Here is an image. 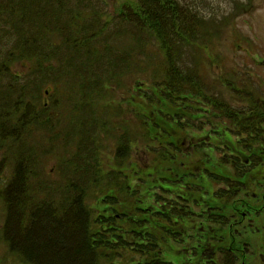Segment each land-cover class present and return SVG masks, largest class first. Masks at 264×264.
Returning <instances> with one entry per match:
<instances>
[{
	"label": "rangeland",
	"instance_id": "374dc122",
	"mask_svg": "<svg viewBox=\"0 0 264 264\" xmlns=\"http://www.w3.org/2000/svg\"><path fill=\"white\" fill-rule=\"evenodd\" d=\"M174 2L178 7L200 16L202 20L213 22L212 41L211 39L207 41L209 48L202 52L196 44L188 42L182 44L180 52H177L184 66L181 68L184 71L183 76H190L194 83L192 86L197 88V84H200L202 88L229 102L237 110H248L247 92L263 100L264 0H174ZM115 6L116 0H57V3L56 0H29V8L31 10L34 8L33 12H36L33 14L34 17L24 20L23 30L13 24L5 26L1 21L0 102L3 103L1 104L4 110L8 107V100L15 99L20 92L25 96L29 112L38 111L45 103H48L50 110H47V116L42 124L30 123L33 129L25 126L21 131L14 130L16 135H12L13 137L7 135L5 131L0 132V166L5 163L3 170L0 169V177L6 178V191L14 190L15 186H18L13 181L18 163L14 159L18 157V152L22 155L27 154L30 172L35 168L28 180L30 194L37 199L41 198L42 201L58 205L61 210L75 195L74 190L70 192V187L64 188L66 184L70 185V182L89 191V195L83 198L88 205L96 203L103 186L109 184L116 188L117 183L123 184L121 174L122 178L128 174L134 179L143 178L145 181L139 183L140 194L144 195L147 192L151 198L164 194L162 191L164 189L179 185L181 204L190 206L184 208L185 211L190 210L185 216L193 222L200 214L189 203L191 200H200L201 206L204 207L207 204L214 207L216 202L224 201L216 191L226 186L222 177H225L223 171L227 162H217L214 156L223 151L221 144L229 142L228 133L223 132L222 122L217 130L211 123L205 124L206 120H209L207 117L211 110L209 102L199 100L196 96L190 97L188 102L190 108L196 110V114H201L202 132L192 121H185L182 118L178 121L179 117H175L173 121L171 120L170 131L174 132L171 139L175 141L180 136H185L192 142V138L197 139V135H209L210 138L203 148L206 155L200 154L201 157L197 159L198 154L193 156L190 154L192 159L188 168H195L199 161L196 173H191L188 168L180 171L162 168L166 163L163 158H167V155H157L155 151L161 149L155 151L149 149V144L153 142L144 135L145 127L135 116L133 109V113L130 110L127 114L128 105L124 104V114L121 115L118 113V105H111L112 100H117L118 103L122 97L132 96L134 91L131 88L134 83L140 82L141 86L143 83L151 86V82L154 81L151 78L154 73L152 68L157 69V66L151 68V64L157 63L156 61L164 62L161 59V48L155 36L148 34L142 21L135 20L131 13L123 20L114 17L115 21L104 25L106 17L112 18L110 14L115 11ZM84 10L88 11L91 17L85 21L76 20L74 14L78 15ZM107 12L109 13L106 15ZM74 24L80 27L81 37L85 38V43L78 47L74 45L75 37L72 32ZM41 26H47L48 31L53 32L39 33ZM31 34L37 36L35 43L31 44L32 50L38 48L50 52L49 58H36L38 64H34L33 58L27 56H23L21 60L14 59L21 53L19 45L21 36L26 39ZM92 35L94 39L90 40L89 36ZM200 36H194L193 39L196 37L199 39ZM22 45L29 51L25 41ZM7 62L8 68L5 66ZM180 66L181 64L177 63V67ZM201 77L206 84L202 83ZM158 80L163 82L161 78ZM73 106L76 107L75 111L68 115L69 109ZM182 111L180 109L178 113ZM189 113L183 111L186 116H189ZM27 116L30 119V115ZM1 118L5 120V117H0V123ZM126 120L129 121L131 133L123 128L126 127ZM15 121L16 119L13 120L14 123ZM107 122L110 123L106 125ZM7 124L11 125L12 122L8 121ZM165 133L157 135L155 140L161 142V136ZM220 133L225 134L226 140L219 139ZM127 136L131 139V153L127 149L129 142ZM120 140L121 143L124 142L121 150L118 147ZM97 145L98 156L101 153L100 161L96 160ZM189 149H191L189 145L183 147L184 151ZM117 151L121 154L119 158ZM127 156L132 159L127 160ZM99 162L102 165L98 167ZM183 163L187 167V160ZM36 166L39 169L37 174ZM99 168L100 177L95 179ZM118 168L124 170H117ZM207 170L215 174L211 175ZM157 171H160L159 174H153ZM109 172L111 178H107ZM149 173L153 176L145 179ZM177 175L183 181L176 182ZM239 195L246 199L242 191ZM134 199L137 202L139 197L135 196ZM8 203L7 195L6 202H0L2 224H5L7 218ZM10 204L13 206V201ZM226 204L228 209L230 206L228 202ZM61 213L58 212L55 217L59 219ZM237 216L232 220H238ZM251 218L252 220L246 218L233 227L232 233L238 242H241L240 247L244 248V251L228 252V260L222 257L221 264H264V214L253 215ZM60 221L62 223L60 225L44 221V229L47 230L45 228L47 227L49 231L43 229L37 234L21 231L19 223L16 226L13 223L12 227L17 228L15 233L22 245L28 246L29 243L37 248L42 264H83L84 251L79 233L81 227L77 220L72 218ZM181 224L187 226L188 231L181 233L176 239L169 240L172 242L171 246L180 248L181 251L168 249L164 253V258L175 264L186 261L193 264L195 263L193 259L200 256L201 241L187 234L193 223L184 220ZM52 232H55L58 240H67L63 248L48 244L49 237H53ZM59 254L62 255L61 258ZM0 264L32 263H25L21 255L13 252L9 243L1 236Z\"/></svg>",
	"mask_w": 264,
	"mask_h": 264
},
{
	"label": "trees",
	"instance_id": "16d2710c",
	"mask_svg": "<svg viewBox=\"0 0 264 264\" xmlns=\"http://www.w3.org/2000/svg\"><path fill=\"white\" fill-rule=\"evenodd\" d=\"M116 3L115 11L110 14L112 18L106 17L104 25L115 21L114 17H120L123 20L128 16V13H131L135 20L142 21L148 34L154 35L158 40L162 54L161 59L164 62L156 61L157 63L151 64V68L157 66V69L152 68L154 73L151 78L154 81L151 82L150 87L144 83L142 86L140 82L134 83L131 88L134 91L132 96L122 97L118 103H116L117 100H112V104H110L118 105V113L121 115L124 114V104L128 105L126 108L127 114L133 109L135 116L145 127L144 135L153 142V144H149V149L152 151L161 149L155 151L156 154L167 155V158H163L166 163L162 168L180 171L191 166L189 165V161L192 159L190 154L192 156L198 154L197 159L201 157L200 154L204 153L206 155L203 148L210 137L206 134L197 135V139L192 138L193 141L189 142L187 137L180 136L174 141L172 140L174 132L170 131L172 127L171 120L173 121L175 117H179L178 121H180V118L185 121H192L195 125L197 124L198 130L202 132V128H200L203 124L200 120L201 114H196L197 111L191 109L188 102L192 96L209 102L211 110L207 117L209 120H206L205 124L211 123L212 127L217 130L222 122L224 126L222 130L228 133L229 136V142L221 144L223 151L219 154L216 153L214 156L217 162H227L225 164L226 169L223 171L225 177H222L226 186L220 187L216 191L224 198V201L216 202L214 207H210L209 204L204 207L201 206L200 200H191L189 203L200 214L199 218L194 219L192 222L185 216V213L189 214L190 210L185 211L184 208H190V206L181 204V194L178 192L179 185L164 189L162 190L164 194L151 198L147 192L144 195L140 194L139 183L145 181L143 178L134 179L129 174L122 178L121 174L120 179L123 184L117 183L116 188L109 184L103 186L94 205H88V202L85 203L83 200L89 195V191L77 187L72 182H70V185L66 184L64 188L70 187V192L72 193L74 190L75 193L73 194L75 195L71 200H68L69 203L61 210L58 205L51 204L46 200L42 201L41 198L37 199L33 194H30L28 180L35 168L30 172L29 156L18 152V157L14 159L18 163H16L15 178L13 179L18 186H15L14 190L9 189L10 192L9 190L6 191V200L8 195L9 201L6 214L8 219L6 218L5 224L7 243H9L13 252L21 255L25 263L42 264L38 256L40 252H37L38 250L33 244L28 243V246H26L20 243L15 233L17 228L12 227L13 223H15V226L19 223L22 227L21 231H25L27 234L32 232L37 234L44 229V221L53 225H60L62 224L60 220L72 218L77 220L81 227L79 233L84 251L83 264H175L172 261L165 260L164 253L168 249L170 251H181L180 248L171 246L172 242H169V240L176 239L181 233L188 231L187 226L181 224L185 220L193 223L187 234L201 241L200 256L193 259V262H195L193 264H221L222 257L228 260V252H243V250L238 251V247L242 245L232 232L236 223L240 224L244 221V213L247 214V218L256 215L257 211L261 215L264 214V99L256 98L247 92L248 110H237L229 102L202 88L200 84H197V88L193 87L192 84L194 83L190 76H183L184 71L182 69L184 66L181 63L182 58L177 55V52H180L182 44H188V42L193 45L196 44L202 52L209 48L207 41L213 35L212 20H202L200 16L194 15L192 11H186L178 7L174 0H116ZM33 9L29 8V0H0V24L3 21L5 26L13 24L23 30L24 20L34 17L33 14L36 11L33 12ZM89 17L91 15L85 10L78 15L77 13L74 14V18L76 20L80 19V21H85ZM79 28L75 24L72 26L73 36L75 37L74 45L77 47L81 43H85V38L81 37ZM101 28L104 29L105 27ZM48 30L47 26H41L39 33L53 32ZM168 36H171V38ZM194 36H200V38L193 39ZM89 39H94V35L89 36ZM34 40H37V36L34 34L26 39L21 36L19 43L21 53L14 59L21 60L23 56H27L33 58L34 64H38L36 58H49L50 52L38 48L32 50L31 44L35 43ZM23 41L29 46V51L22 45ZM177 63L181 66L177 67ZM5 66L8 68V62ZM160 78L163 79V82L158 80ZM200 79L203 84H206L204 78L201 77ZM8 102L6 110H4L3 103L0 102V117H5V120L1 118L0 132L5 131L11 137L16 135L14 130L21 131L25 126L33 129L34 127L30 123L34 125L42 124L43 119L47 116V110H50L48 103H45L38 111L29 112L23 92L18 93L15 99L8 100ZM75 108V106L70 108L68 115L75 111ZM180 109L190 112V115H184L183 111L178 113ZM27 114L30 115V119ZM203 116L206 117V115ZM14 119H16L15 123L13 122ZM6 120L7 122L11 121L12 124L8 125ZM226 122L227 124H225ZM3 123L6 126L5 130ZM108 123L110 122H107L106 125ZM125 124L126 127L123 128L131 133L129 121L126 120ZM158 131L159 133H157ZM162 132L166 133L161 136V142L155 140L156 136ZM220 135V140H226L224 133H220ZM127 141L129 142L127 143L128 148L127 145L126 148L131 153V139L128 137ZM196 142L197 145H195ZM120 143L121 140L118 143L119 150L124 146L122 144L124 142ZM26 144L28 147V142ZM186 145H189L191 149L184 151L183 147ZM96 150L98 157L96 160L100 161L101 153L98 156V145ZM226 150L231 152L225 153ZM118 151L117 157L119 158L121 154ZM105 153L107 152H103V154ZM209 157L212 159L211 155ZM131 159L130 156H127V160ZM184 160H187V167L184 166ZM101 165L102 163L99 162L98 167ZM197 165L195 168H188L191 173L198 171ZM38 170V166H36V174ZM117 170L124 169L118 168ZM159 172L153 174L157 175ZM100 173L101 169L97 171L95 179L100 177ZM208 173L215 174L210 170ZM153 174H146L145 179L149 178L150 175L153 176ZM103 176H106V174H103ZM107 178H111V172L108 173ZM176 179L178 183L183 181L179 179L178 175ZM256 188L258 189L256 190ZM241 191L246 199L240 197L239 192ZM135 196L139 197L137 202H135ZM12 201L13 206L10 204ZM226 202L230 206L228 209L226 208ZM58 212H62L59 219L55 217ZM179 212L183 213L180 214ZM236 215L239 218L233 221L232 218ZM180 219H182L181 222ZM202 226L204 228H200ZM45 228L47 230L44 229L43 231L48 232V228ZM179 229L181 231H178ZM52 233L53 237H49L48 241L50 243L48 244H55V247L63 248L62 246L67 244V240L60 241L55 237V232ZM222 254L223 256H221ZM182 264L191 263L186 261Z\"/></svg>",
	"mask_w": 264,
	"mask_h": 264
},
{
	"label": "flooded vegetation",
	"instance_id": "af4514ba",
	"mask_svg": "<svg viewBox=\"0 0 264 264\" xmlns=\"http://www.w3.org/2000/svg\"><path fill=\"white\" fill-rule=\"evenodd\" d=\"M3 128H4V130L6 129V126H5L4 123H3ZM4 166H5V163L3 162L1 164V166H0L1 171L3 170ZM5 183H6V178L1 176L0 177V184H1L0 185V202L1 203H5L6 202V184ZM0 212H1V204H0ZM258 214L259 213L256 212V215H258ZM243 218L244 219L247 218V214L246 213H244ZM249 220H252V218H249ZM240 223H242V222H240ZM5 224H6V220H5ZM5 224H2L0 222V235L2 236V238L4 239V241L7 242L6 237H5ZM238 248H239L238 251H242V250L244 251V248H240V247H238Z\"/></svg>",
	"mask_w": 264,
	"mask_h": 264
}]
</instances>
